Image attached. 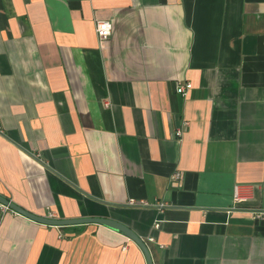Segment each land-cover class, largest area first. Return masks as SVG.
<instances>
[{
    "label": "crops",
    "instance_id": "1",
    "mask_svg": "<svg viewBox=\"0 0 264 264\" xmlns=\"http://www.w3.org/2000/svg\"><path fill=\"white\" fill-rule=\"evenodd\" d=\"M0 194L120 221L153 264H264V0H0ZM0 264L147 263L103 225L0 209Z\"/></svg>",
    "mask_w": 264,
    "mask_h": 264
},
{
    "label": "water",
    "instance_id": "2",
    "mask_svg": "<svg viewBox=\"0 0 264 264\" xmlns=\"http://www.w3.org/2000/svg\"><path fill=\"white\" fill-rule=\"evenodd\" d=\"M0 204L6 206L10 210H13L33 221L45 225L68 226V225H80V224H90V223L103 225L105 227H108L125 235L130 240H132L143 252L146 263L153 264L152 257L146 242L139 235H137V233H135L130 227H128L127 225H125L120 221L110 218H104V217H81L74 219L50 218L44 215H37L31 213L25 210L24 208H22L21 206H19L18 204H16L14 201L10 200L9 198L1 194H0Z\"/></svg>",
    "mask_w": 264,
    "mask_h": 264
},
{
    "label": "built area",
    "instance_id": "3",
    "mask_svg": "<svg viewBox=\"0 0 264 264\" xmlns=\"http://www.w3.org/2000/svg\"><path fill=\"white\" fill-rule=\"evenodd\" d=\"M112 30V25L109 20H98L95 22V31L96 35L98 36L99 39H105L110 36ZM191 87L190 82H185V83H178L176 86V91L181 94H185L186 91ZM187 125V123H185ZM183 129H177L176 130V135L180 136L182 134ZM183 173L180 170L174 171L170 177H169V184L172 187H179L182 184L183 181ZM251 191V190H250ZM250 191L249 188H247L245 185H240L236 184L233 188V193H232V202L233 206L236 204L242 203L246 201L249 196H250ZM130 204H134V202H130ZM144 204V203H141ZM159 205H163L162 203H159ZM0 209L2 211H12L13 213H16L13 210H10L6 206L0 204ZM261 212L253 214L254 219H260L261 218ZM50 218H54V214L50 213L49 216ZM159 227V222L154 223V229H157ZM149 240H153V237L150 236Z\"/></svg>",
    "mask_w": 264,
    "mask_h": 264
}]
</instances>
